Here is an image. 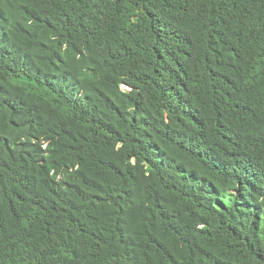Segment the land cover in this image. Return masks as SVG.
I'll return each instance as SVG.
<instances>
[{
  "label": "trees",
  "instance_id": "16d2710c",
  "mask_svg": "<svg viewBox=\"0 0 264 264\" xmlns=\"http://www.w3.org/2000/svg\"><path fill=\"white\" fill-rule=\"evenodd\" d=\"M0 264H264V0H0Z\"/></svg>",
  "mask_w": 264,
  "mask_h": 264
}]
</instances>
